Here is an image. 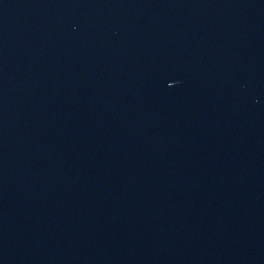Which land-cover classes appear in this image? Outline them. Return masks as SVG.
Masks as SVG:
<instances>
[{"label": "water", "instance_id": "95a60500", "mask_svg": "<svg viewBox=\"0 0 264 264\" xmlns=\"http://www.w3.org/2000/svg\"><path fill=\"white\" fill-rule=\"evenodd\" d=\"M0 264H264V0H0Z\"/></svg>", "mask_w": 264, "mask_h": 264}]
</instances>
